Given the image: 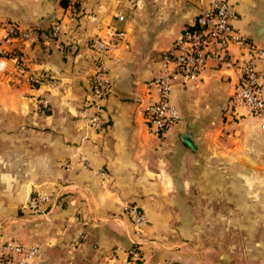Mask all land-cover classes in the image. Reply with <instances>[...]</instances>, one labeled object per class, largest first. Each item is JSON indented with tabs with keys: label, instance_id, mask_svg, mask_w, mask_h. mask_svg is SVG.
Instances as JSON below:
<instances>
[{
	"label": "crops",
	"instance_id": "0c3cea01",
	"mask_svg": "<svg viewBox=\"0 0 264 264\" xmlns=\"http://www.w3.org/2000/svg\"><path fill=\"white\" fill-rule=\"evenodd\" d=\"M207 1L79 0L70 13L59 0H0V24L16 29L8 41L0 29V50L19 49L26 68L0 58V242L38 246L30 264H124L132 245L141 264H224L240 254L238 241L247 242L244 255L264 256V133L229 106L237 49L213 45L197 78L175 82L173 126L153 135L144 123L145 82ZM230 2L233 27L264 47V0ZM118 32L105 59L104 122L92 133L80 116L95 64L90 42ZM30 75L46 80L31 87ZM37 194L50 196L46 217L26 207ZM130 206L144 215L140 233ZM180 228L200 242L198 260L190 243L175 248Z\"/></svg>",
	"mask_w": 264,
	"mask_h": 264
},
{
	"label": "built area",
	"instance_id": "2783aa9c",
	"mask_svg": "<svg viewBox=\"0 0 264 264\" xmlns=\"http://www.w3.org/2000/svg\"><path fill=\"white\" fill-rule=\"evenodd\" d=\"M66 1V10L70 11L75 0ZM235 16L230 0H208L194 22L185 27L174 40L172 50L162 58L159 74L144 84L147 99L143 105V118L148 132L158 135L177 122L178 112L170 101V90L175 82L184 85L197 78L212 46L216 44L222 50L231 45L238 51L237 81L229 98L232 112L236 115L240 110L239 115L252 119L258 130L264 133V47L255 45L233 27ZM117 17L122 19L120 14ZM0 29L5 32V41L16 36V29L10 24H0ZM51 31L53 35H57V24H54ZM120 36L121 33L118 32L111 40L97 38L90 42L95 51V64L80 116L92 133H98L104 122L103 101L111 91L105 59L110 50L119 44ZM35 78L33 75L28 76L30 81H35ZM84 138L81 140H85ZM77 158L81 167H86L87 161L81 152H77ZM49 197L48 194H37L28 200L26 207L34 214L46 217L48 210H44L42 206ZM128 220L134 233L142 232L145 218L136 206L128 208ZM78 238L83 239L84 235L79 233ZM114 252L116 248L112 251ZM125 252L124 264L142 263L143 255L138 245ZM38 253V246L17 239L9 238L0 242V264H30ZM157 264L184 263L165 259Z\"/></svg>",
	"mask_w": 264,
	"mask_h": 264
},
{
	"label": "rangeland",
	"instance_id": "374dc122",
	"mask_svg": "<svg viewBox=\"0 0 264 264\" xmlns=\"http://www.w3.org/2000/svg\"><path fill=\"white\" fill-rule=\"evenodd\" d=\"M208 195H210V192H206V197ZM198 198H200V197L195 196L196 202H198ZM174 229H175V226H174ZM177 234H178V237H177L178 244L175 246V248H177V249L183 248V247L186 248V247H188V245L191 244V246H194L195 248H193V250L189 251V252H192L191 254L193 255V258H195V260H198V252L197 251H198L200 242L198 240H189L188 238H184L183 237L184 234L182 233V228H180L179 232L177 231ZM227 244L229 245L230 242H228ZM232 244L238 245L239 250H240L239 251L240 254L238 256H234V257L227 256L223 260L224 264H264V256H258V255L252 256L249 254L244 255L245 253L249 252L246 249V246H247L246 241L232 242ZM203 248H205V246H203ZM207 259L212 260V259H216V258L208 257Z\"/></svg>",
	"mask_w": 264,
	"mask_h": 264
},
{
	"label": "trees",
	"instance_id": "16d2710c",
	"mask_svg": "<svg viewBox=\"0 0 264 264\" xmlns=\"http://www.w3.org/2000/svg\"><path fill=\"white\" fill-rule=\"evenodd\" d=\"M59 3L60 5L66 9L67 7V1L66 0H59ZM78 3H79V0H75L73 2V4L71 5V9H70V13H74L76 11V8L78 6ZM54 26V24L49 27V30H48V35L52 38H55L56 36H51L50 34V29H52V27ZM15 35H16V32H15ZM0 57H3L5 59H8V60H11L13 61L14 65L19 69V70H25V66H24V63H23V59H22V52L17 49V48H10V49H2L0 50ZM34 77H36L35 81H30L28 80V84L31 86V87H36L38 86L40 83L44 82L46 79H45V76L44 75H33ZM134 247V245H132L130 248Z\"/></svg>",
	"mask_w": 264,
	"mask_h": 264
},
{
	"label": "water",
	"instance_id": "95a60500",
	"mask_svg": "<svg viewBox=\"0 0 264 264\" xmlns=\"http://www.w3.org/2000/svg\"><path fill=\"white\" fill-rule=\"evenodd\" d=\"M111 90H112V87H111ZM184 140L191 146L193 147L194 144H193V141H192V132L189 131L187 132L184 136H183Z\"/></svg>",
	"mask_w": 264,
	"mask_h": 264
}]
</instances>
